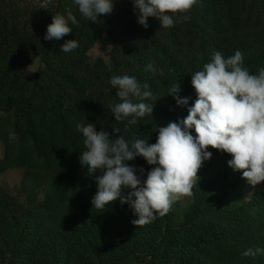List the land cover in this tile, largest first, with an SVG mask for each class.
<instances>
[{
  "label": "trees",
  "instance_id": "1",
  "mask_svg": "<svg viewBox=\"0 0 264 264\" xmlns=\"http://www.w3.org/2000/svg\"><path fill=\"white\" fill-rule=\"evenodd\" d=\"M183 15L190 19L184 21ZM183 15L174 16L176 22L169 28H162L152 17L145 28L138 23V13L131 15L125 40L113 44L109 71L91 66L82 51L76 61L46 63L48 79L39 75L30 97L25 87L31 82L17 64L19 50L15 49L20 43L15 39L23 40L27 34H22L15 20L0 17V112L15 111L37 157L58 164V170H67L59 173L56 182L62 195L71 179L77 197L74 214L48 212L42 206L18 219L0 184V264H263L264 255L253 258L242 253L248 248H264V184L245 208L223 213L217 206L204 209L198 204L181 225L173 207L165 216L136 226L132 221L138 217L128 204L117 200L103 210L92 204L90 189L97 184L80 164L86 149L76 130L78 123H92L98 132L111 133L113 139L112 128L118 127L129 142L141 138L155 143L159 127L178 123L188 114L169 95L171 86L180 85L179 95L189 99L190 107L197 98L191 75L210 62L214 51L228 57L240 50L244 67L252 74L264 67V0H197ZM105 16L109 28L112 15ZM148 64L156 71H149ZM125 74L148 83L155 96V100L143 101L154 107L152 116L127 127V121L116 122L110 110L120 102L111 78ZM134 102L139 101L134 98ZM39 112H43L40 118ZM42 123L49 126L41 127ZM192 134L195 136L194 130ZM209 149L216 156L228 155ZM128 163L137 169L151 167L142 157ZM6 169V160L0 157V175ZM229 187L222 190L227 192ZM193 193L197 201L198 186Z\"/></svg>",
  "mask_w": 264,
  "mask_h": 264
},
{
  "label": "clouds",
  "instance_id": "2",
  "mask_svg": "<svg viewBox=\"0 0 264 264\" xmlns=\"http://www.w3.org/2000/svg\"><path fill=\"white\" fill-rule=\"evenodd\" d=\"M82 16L96 23L101 15L112 13L113 0H74ZM138 13V23L148 27L150 17L160 21L162 28L174 25L173 17L191 11L197 0H133ZM171 14V15H170ZM189 16L183 15L187 21ZM77 25L76 16L68 11L54 14L47 27L45 40H61ZM79 47L77 40H67L61 52L70 53ZM147 69L155 72L152 64ZM117 89L120 102L110 110L116 122L127 121L136 125L146 115L153 113L154 107L145 100H155L148 83L141 84L130 75L113 76L110 81ZM191 84L196 100L189 107V99L179 95L180 85L174 84L170 94L179 107L187 108V116L166 127L158 128L155 143L141 138L131 142L120 134V128H112L111 133L99 132L92 123L76 125L83 136L86 150L81 152L80 164L87 176L94 178L98 191L92 200L95 209L103 210L119 200L128 204L138 219L136 226L153 222L157 216L163 217L173 205L184 198H191L198 173L205 161L212 159L209 148L232 157L228 161L234 171L242 172V178L253 187L264 184V67L258 74H252L244 67V53L235 51L225 57L214 51L210 62L202 70L191 75ZM137 98L139 102H134ZM193 130L195 136L192 134ZM17 138L15 130H10L9 140ZM142 157L153 166L146 174L143 168L129 166V161ZM125 190H129L124 195ZM242 255L253 257L264 255V248L246 249Z\"/></svg>",
  "mask_w": 264,
  "mask_h": 264
},
{
  "label": "rangeland",
  "instance_id": "3",
  "mask_svg": "<svg viewBox=\"0 0 264 264\" xmlns=\"http://www.w3.org/2000/svg\"><path fill=\"white\" fill-rule=\"evenodd\" d=\"M113 4L112 24L109 23L108 26H111L107 28L105 15L99 16L98 21L93 23L82 16L74 0H52L48 6L32 0H0L1 19L15 20L20 29H23L22 34H27L23 40L18 37L15 39V41H20L15 49L19 50L16 53L17 64L31 82L25 87L29 97L35 94L32 93L33 84L39 75H42L41 79L43 76L46 80L48 79L46 63L61 64L63 59L64 63L69 59L76 61L82 57V51H86L85 56L91 66L98 65L101 72L110 70L113 44L125 40V33L131 30V28L128 29L129 17L137 13L133 0H113ZM68 11H71L78 21L77 25L70 23V27L73 29L72 33L61 40H45L47 27L52 23L53 15L57 13L66 15ZM74 39L78 41L79 47L70 53L61 52V46L67 40ZM33 44L35 50H32ZM20 46L21 48H19ZM80 64L78 63L79 66ZM86 75L91 76V72ZM21 87L22 84L19 85V88ZM41 95L42 90L40 89L39 98ZM40 111L43 110L40 109ZM42 113H38L39 118ZM16 125L18 131L15 130ZM47 126L49 124L42 123L41 127ZM10 130H15L17 136L15 140H9ZM24 132L23 123L21 119L17 118L15 111L0 112V157L7 163L6 171L0 175V184L10 199L16 218L22 219L27 211L42 206H45L48 212L55 210L61 215L74 214L77 211L75 183L71 179L70 181L67 179L64 195H62V190L56 182L60 177L59 173L66 174L67 170L64 168L58 170V164L53 166L51 162L37 157L33 143ZM208 150L210 151V149ZM210 152L217 158L215 159L216 164L215 166L211 165L210 172H207L206 184H203L201 180L196 182L195 185L198 186L200 196L197 201L193 196L191 197L193 206L199 204L204 209L217 206L223 213L245 208L262 191L263 184L253 187L242 178V172L234 171L229 167L228 161L232 159L230 155L216 156L212 151ZM65 158L70 159L71 162L74 160L68 156ZM208 163H205V167H208ZM73 171L71 169L70 173ZM224 186L226 188L230 186V189L224 192L222 190ZM90 191L94 197L98 188H91ZM128 191L125 190L124 195H127ZM62 198H64L63 202L59 203ZM180 201L182 202V200ZM184 222L185 218L177 221L179 225Z\"/></svg>",
  "mask_w": 264,
  "mask_h": 264
},
{
  "label": "crops",
  "instance_id": "4",
  "mask_svg": "<svg viewBox=\"0 0 264 264\" xmlns=\"http://www.w3.org/2000/svg\"><path fill=\"white\" fill-rule=\"evenodd\" d=\"M155 142H156V140H155ZM215 159H217V158L212 155V159L211 160H208V161L204 162L203 167L200 169V171L198 173V176H199L200 179H197L196 182L201 180L203 184L207 183L206 174H207V172L208 173L210 172V168H212V166H215V164H216V160ZM206 162H209L208 163V167H205V163ZM152 167L153 166H151V167H149L147 169H144L145 170V174L141 177L142 179H146V174H147L148 171L151 170ZM209 179L212 181L211 176H209ZM214 181H215V179H214ZM192 206H193L192 198H184V199H182V202L178 201L177 203H175L173 205V208L177 212V221H181L182 219H184L185 216L189 213V211L192 208Z\"/></svg>",
  "mask_w": 264,
  "mask_h": 264
},
{
  "label": "built area",
  "instance_id": "5",
  "mask_svg": "<svg viewBox=\"0 0 264 264\" xmlns=\"http://www.w3.org/2000/svg\"><path fill=\"white\" fill-rule=\"evenodd\" d=\"M32 1H35L41 5H44V6L50 5V3L52 2V0H32Z\"/></svg>",
  "mask_w": 264,
  "mask_h": 264
}]
</instances>
